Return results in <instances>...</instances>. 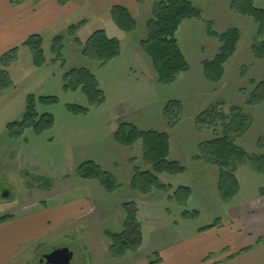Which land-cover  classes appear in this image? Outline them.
<instances>
[{
    "label": "rangeland",
    "instance_id": "1",
    "mask_svg": "<svg viewBox=\"0 0 264 264\" xmlns=\"http://www.w3.org/2000/svg\"><path fill=\"white\" fill-rule=\"evenodd\" d=\"M231 3L232 0L210 1L204 4L205 12L198 6L201 19H191L179 27L176 38L190 69L179 74L169 86L157 83L151 61L139 45L146 37L145 25L151 17L152 4L149 13L134 19L137 26L128 33L114 25L109 27V17L99 22L88 15V25L82 30L74 29L73 37L69 30L58 29L56 36L63 37L58 60L51 52V36H43L46 63L41 67L33 66L27 46H17L16 59L7 65L12 85L0 90V218L11 216L12 221L20 220L88 200L91 211L63 230L87 232L95 251L92 247L84 249L83 238L69 237L64 242L73 254L69 264H111L110 241L104 232L121 231L122 205L127 202L137 205L143 235L142 246L135 253H128L132 256L166 249L169 244L192 237L199 229L225 224L232 216H237L243 227L249 225L253 231H264V174L256 172L249 163L235 166L233 173L239 189L225 201L217 191L219 169L203 160L199 147L203 142L225 136L223 125L218 120L209 123L203 112L213 106L228 114L230 108L237 107L248 122L241 135L229 131L228 137L246 153L264 155V101L247 105L257 84L264 82V57L257 58L253 50L254 45L260 47L264 42V32L259 35L255 20L237 12ZM252 5L263 9L264 0H252ZM79 15L77 18L85 16ZM76 24L79 23L73 25ZM99 29L120 44L118 56L106 64L82 54L87 38ZM231 29L239 34L236 51L224 64L220 81L210 83L203 76L201 62L212 59L221 43L210 37L208 31L221 35ZM80 69L94 75L103 94L102 102L92 103L81 88L70 87L71 77L65 82L66 73ZM28 96L34 97L35 122L46 114L50 115V125L44 127L41 123L38 131L28 127L20 135L12 136L7 125L22 120ZM175 101L180 105L170 103L165 113L168 102ZM73 107L85 111L72 110ZM121 123L169 136V160L184 167L181 173L160 176L161 183L170 185V189L155 191L147 197L135 196L127 189L134 169L146 170L147 166L142 160L140 140L130 147H122L113 140ZM89 161L113 175L117 183L113 193H106L97 181L77 177V167ZM179 186L190 189L183 202L172 195ZM43 201L46 204H41ZM50 252L42 244L29 258L19 260L21 264H26V260L35 264ZM151 257L154 259V255Z\"/></svg>",
    "mask_w": 264,
    "mask_h": 264
},
{
    "label": "trees",
    "instance_id": "2",
    "mask_svg": "<svg viewBox=\"0 0 264 264\" xmlns=\"http://www.w3.org/2000/svg\"><path fill=\"white\" fill-rule=\"evenodd\" d=\"M24 0H10V4L18 5ZM40 1V0H35ZM64 3V0H58ZM151 6V17L146 22V37L140 41L139 45L143 53L150 59L153 71L156 75L157 83L161 86L174 84L177 76L189 71V65L182 54L176 33L184 21L191 19H201L200 11L187 0H149ZM142 4L143 0H137ZM231 7L243 16L251 17L258 24L259 35L264 32V8L257 9L253 7L252 0H232ZM110 19L117 29L124 33L135 30L137 23L131 17L130 13L122 6H113L109 11ZM84 22L76 25H70L69 36L73 37V30L80 29ZM210 37L220 41L221 46L216 55L210 60L201 62L204 78L210 83H217L223 76L224 64L236 51V44L239 34L234 29L226 33L217 35L209 32ZM75 41L78 39L75 38ZM63 37L55 36L51 41V52L55 54L54 60L61 58ZM27 46L32 54L33 66L41 67L44 60L42 49V38L39 35H33L23 44ZM120 44L116 38L107 36L104 30L94 31L85 41L82 48V54L92 58L100 64H106L119 54ZM18 48H12L0 56V90H4L12 85L7 72V65L16 59ZM257 58L264 57V42L261 46H253ZM71 77L69 86L72 88H81L92 103L103 101V94L98 89L96 78L86 69L72 70L64 75V80ZM66 86V85H65ZM96 96H94V95ZM92 96H94L92 98ZM39 99L45 101H54V98L47 97ZM264 101V82H260L251 93L247 105L253 106ZM179 106V102H168L165 106V113H168L170 106ZM71 108V107H69ZM72 110L85 111L84 108L73 107ZM206 116L209 123L216 121L223 125L225 136L214 138L210 141L199 144L203 160L219 169L217 177V191L225 201L230 200L237 194L239 189L238 180L233 171L235 166L249 163L258 173L264 174V155L252 156L244 149L234 144L228 137L227 132L231 131L237 136L241 135L246 128L247 116L237 107L230 108L228 114L219 112L215 107L205 110L202 114ZM34 108V97L26 98V108L23 118L20 122H12L7 125L8 131L12 136H18L24 128H33L38 131L43 126H49L51 122L50 115H42L38 122ZM203 123V122H202ZM207 123V124H209ZM206 125V124H205ZM113 140L122 147H130L138 140L142 144V160L147 166L146 170L135 168L130 178L129 187L132 191L141 196H149L154 191H167L170 185L161 183L160 176L164 174L174 175L183 172L184 167L176 161H170V143L169 136L164 133L148 130L141 131L136 127L121 123L113 136ZM76 175L83 180L97 181L106 193H113L117 189V183L112 174L104 171L100 165L89 161L79 165L76 169ZM190 189L185 186H179L172 195L179 196V201L187 199ZM172 195L168 197L171 198ZM181 196V197H180ZM124 220L120 232H104L105 237L110 241L108 247L109 258L122 260L128 253H135L143 243V235L140 222L138 220V208L136 203L127 202L122 205ZM189 214L188 212H186ZM185 214V212H184ZM190 216V215H187ZM11 216L0 218V222L9 219ZM210 227L199 229L205 231ZM154 255V254H152ZM158 260L155 262L157 263ZM154 263V262H152Z\"/></svg>",
    "mask_w": 264,
    "mask_h": 264
},
{
    "label": "crops",
    "instance_id": "3",
    "mask_svg": "<svg viewBox=\"0 0 264 264\" xmlns=\"http://www.w3.org/2000/svg\"><path fill=\"white\" fill-rule=\"evenodd\" d=\"M187 1L195 7L199 6L201 12H205L204 4L210 1L220 2V0ZM150 4L149 0H143L140 5L137 0H64V3L58 0H24L18 5H12L10 0H0V54L22 45L33 35L43 38L48 34L52 40L57 35L58 29L66 30L77 22H84L80 27L82 30L88 25L87 15L99 22L106 21V17H109L111 21L109 11L113 6L124 7L136 20L137 16L142 13H149ZM80 13L86 17L77 18ZM189 21H184L182 25ZM108 24L109 27L114 25L112 21ZM127 189L130 187L128 186ZM133 194L140 195L134 191ZM41 204H46V202L43 201ZM91 207L88 200H82L77 206L73 205L70 208H58L53 209V212L31 214L20 220L9 219L0 225V264H21L22 260L19 259L29 258L30 253H35L42 244L49 250L67 248L68 244L64 242L69 237L83 238L84 249L88 250L92 247L94 252L92 238L86 235L87 232L81 233L78 229L72 230V228L63 230L67 224L70 225L88 214ZM255 210L258 211V208ZM250 212L254 213V211ZM262 216L261 221L264 224V203ZM147 254L141 256L128 254L122 260L108 258V263L264 264V231H253L249 225L243 227L241 220L237 216H232L225 224L198 231L190 238L167 245L166 249L151 250ZM152 254H154V259L151 257ZM157 260L158 262L155 263ZM29 263L30 260H26V264Z\"/></svg>",
    "mask_w": 264,
    "mask_h": 264
},
{
    "label": "water",
    "instance_id": "4",
    "mask_svg": "<svg viewBox=\"0 0 264 264\" xmlns=\"http://www.w3.org/2000/svg\"><path fill=\"white\" fill-rule=\"evenodd\" d=\"M5 197H7V194ZM67 254L68 256H66ZM70 259L68 249L64 248L43 256L37 264H68Z\"/></svg>",
    "mask_w": 264,
    "mask_h": 264
},
{
    "label": "flooded vegetation",
    "instance_id": "5",
    "mask_svg": "<svg viewBox=\"0 0 264 264\" xmlns=\"http://www.w3.org/2000/svg\"><path fill=\"white\" fill-rule=\"evenodd\" d=\"M56 249H57V248L51 250V252H50L49 254H51V253H53L54 251H56ZM68 253H69V257L72 258V253H71L70 251H68ZM66 256H68V254H67ZM69 263H70V261H69ZM69 263H68V264H69Z\"/></svg>",
    "mask_w": 264,
    "mask_h": 264
}]
</instances>
